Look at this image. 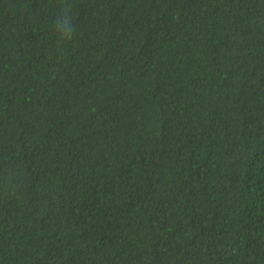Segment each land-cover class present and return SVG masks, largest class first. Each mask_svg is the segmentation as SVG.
<instances>
[{"label":"trees","instance_id":"trees-1","mask_svg":"<svg viewBox=\"0 0 264 264\" xmlns=\"http://www.w3.org/2000/svg\"><path fill=\"white\" fill-rule=\"evenodd\" d=\"M0 264H264V0H0Z\"/></svg>","mask_w":264,"mask_h":264},{"label":"clouds","instance_id":"clouds-1","mask_svg":"<svg viewBox=\"0 0 264 264\" xmlns=\"http://www.w3.org/2000/svg\"><path fill=\"white\" fill-rule=\"evenodd\" d=\"M69 11V8L65 6L61 18L56 22V31L61 41H71L75 35Z\"/></svg>","mask_w":264,"mask_h":264}]
</instances>
